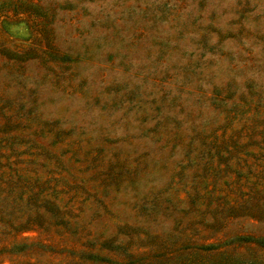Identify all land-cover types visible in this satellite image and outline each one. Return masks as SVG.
Masks as SVG:
<instances>
[{
  "label": "rangeland",
  "instance_id": "rangeland-1",
  "mask_svg": "<svg viewBox=\"0 0 264 264\" xmlns=\"http://www.w3.org/2000/svg\"><path fill=\"white\" fill-rule=\"evenodd\" d=\"M0 264H264V0H0Z\"/></svg>",
  "mask_w": 264,
  "mask_h": 264
}]
</instances>
